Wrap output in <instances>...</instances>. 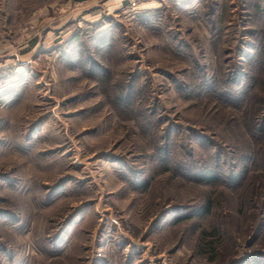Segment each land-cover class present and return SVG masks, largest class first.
Listing matches in <instances>:
<instances>
[{
    "label": "rangeland",
    "instance_id": "obj_1",
    "mask_svg": "<svg viewBox=\"0 0 264 264\" xmlns=\"http://www.w3.org/2000/svg\"><path fill=\"white\" fill-rule=\"evenodd\" d=\"M4 60L0 264H264V0H0Z\"/></svg>",
    "mask_w": 264,
    "mask_h": 264
},
{
    "label": "crops",
    "instance_id": "obj_2",
    "mask_svg": "<svg viewBox=\"0 0 264 264\" xmlns=\"http://www.w3.org/2000/svg\"><path fill=\"white\" fill-rule=\"evenodd\" d=\"M143 6V5H142ZM147 6H150V5H147ZM67 16H64V19L66 18ZM48 18V22L50 23V24H52V22H53V20H50V19H53V18H55L54 16H50V17H47ZM61 22H63V18H60L59 20H58V22H55V23H61ZM60 25V24H59ZM53 28L52 29H58L57 27L58 26H52ZM50 30V29H49ZM63 31V29H60V30H58L57 31V33L54 35V37H57V36H59L60 35V32H62ZM37 46H38V42L37 41H34V43H32L31 44V46H30V48H29V50H27V51H25V52H23V53H21V55L19 56V57H17V54L15 55L16 56V60H14V62L15 61H17L19 64L21 63L20 61H23V62H25V61H27L26 59L28 58V56H31L32 55V52H34L35 50H36V48H37ZM14 56H12L11 58H9L10 59V62L12 61L13 62V58ZM20 60V61H19ZM9 62V61H8ZM22 62V63H23ZM6 65H7V62H6V60H4V61H1L0 62V77L3 75V68H5L6 67ZM17 67V66H16ZM20 66H18L17 68H15V70H17L18 68H19Z\"/></svg>",
    "mask_w": 264,
    "mask_h": 264
},
{
    "label": "trees",
    "instance_id": "obj_3",
    "mask_svg": "<svg viewBox=\"0 0 264 264\" xmlns=\"http://www.w3.org/2000/svg\"><path fill=\"white\" fill-rule=\"evenodd\" d=\"M210 175L209 174H207V177H209ZM210 180V179H209Z\"/></svg>",
    "mask_w": 264,
    "mask_h": 264
}]
</instances>
